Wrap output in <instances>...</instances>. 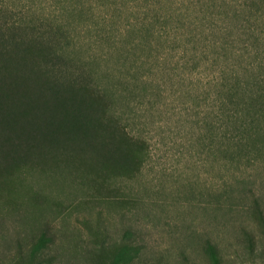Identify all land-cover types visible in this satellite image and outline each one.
Segmentation results:
<instances>
[{"label":"rangeland","instance_id":"1","mask_svg":"<svg viewBox=\"0 0 264 264\" xmlns=\"http://www.w3.org/2000/svg\"><path fill=\"white\" fill-rule=\"evenodd\" d=\"M73 1L77 13L68 21L77 55H94L114 82L124 74L137 85L130 128L145 141V160L131 175L86 184L76 174L27 168L0 176L10 187L0 191V264L27 263L42 234L53 264H95V251L128 232L143 245V261L209 264L205 247L213 242L226 264H264L240 255L246 231L264 235L255 212L264 210V153L233 157L219 140L209 83L240 45L223 10L236 0ZM115 39L125 64L116 49L108 51Z\"/></svg>","mask_w":264,"mask_h":264},{"label":"trees","instance_id":"2","mask_svg":"<svg viewBox=\"0 0 264 264\" xmlns=\"http://www.w3.org/2000/svg\"><path fill=\"white\" fill-rule=\"evenodd\" d=\"M74 2L0 0L1 177L27 168L76 174L86 184L95 178L103 182L131 175L144 163L145 141L130 128L137 85L132 87L133 80L124 74L114 82L112 70L105 72L97 57L77 55L78 42L71 34L74 22L68 21L77 13L70 9ZM223 10L227 30L237 35L240 45L226 53L229 63L221 65L209 82L217 100L222 130L218 136L225 147H232L233 157L258 158L264 153V0H236ZM65 13L69 15L62 19ZM116 48L115 39L108 51ZM116 50L117 59L125 64L126 53ZM205 124L212 131L216 123L207 119ZM7 183V178L1 179L0 191L7 189ZM255 212L264 231V210ZM129 234L95 251V264H157L143 261V245ZM246 240L241 261L259 257L264 263V235L255 239L246 231ZM49 241L42 234L22 264H53L47 253ZM205 251L209 264H226L228 258L217 244L208 242Z\"/></svg>","mask_w":264,"mask_h":264}]
</instances>
